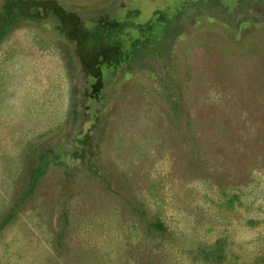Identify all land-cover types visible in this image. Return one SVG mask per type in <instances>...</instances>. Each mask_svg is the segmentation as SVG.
<instances>
[{
  "label": "rangeland",
  "instance_id": "rangeland-1",
  "mask_svg": "<svg viewBox=\"0 0 264 264\" xmlns=\"http://www.w3.org/2000/svg\"><path fill=\"white\" fill-rule=\"evenodd\" d=\"M54 1L144 44L94 99L62 21L6 31L0 264H264V0Z\"/></svg>",
  "mask_w": 264,
  "mask_h": 264
},
{
  "label": "trees",
  "instance_id": "trees-1",
  "mask_svg": "<svg viewBox=\"0 0 264 264\" xmlns=\"http://www.w3.org/2000/svg\"><path fill=\"white\" fill-rule=\"evenodd\" d=\"M49 14L64 23L67 36L76 44L80 63L87 76L92 78L89 98L95 99L100 94L103 67L123 63L130 58L133 51L138 49L140 43L137 42L142 41L137 39L136 44L132 45L130 41L126 45L121 38L123 28L119 27L117 20L111 18L96 19L91 26H86L76 14L65 11L54 0H4L0 9V42L8 28L17 19L21 17L40 18ZM144 28H146L145 32L150 33L157 29L151 22H148L144 27L142 26L141 29ZM141 43L144 44V41ZM143 215L142 213L139 218L142 219ZM7 217L0 221V229L6 224ZM142 223L153 232H161L165 228L160 221L151 223L144 221Z\"/></svg>",
  "mask_w": 264,
  "mask_h": 264
}]
</instances>
